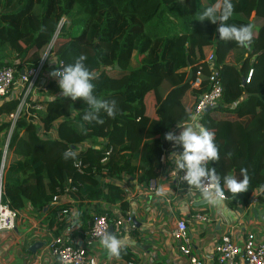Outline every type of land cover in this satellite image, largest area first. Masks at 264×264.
I'll list each match as a JSON object with an SVG mask.
<instances>
[{
	"label": "trees",
	"instance_id": "16d2710c",
	"mask_svg": "<svg viewBox=\"0 0 264 264\" xmlns=\"http://www.w3.org/2000/svg\"><path fill=\"white\" fill-rule=\"evenodd\" d=\"M231 2L233 14L226 23L251 26L248 49L219 40L218 23L199 21L204 9L215 6L219 11L223 0H0V67H36L58 32L51 70L85 55L86 66L99 73L94 94L115 100L118 109L114 118L101 112L103 124L84 122L87 105L61 96L58 86L48 83L46 97L54 94L58 99L46 101L45 111L37 114L43 128L54 129L56 137H40L37 126L18 118L9 142L12 159L2 203L18 213L44 215L54 236L64 222L56 217L62 207L50 204L69 182L76 188L69 195L81 229L96 216H112L100 205L118 206L126 214L128 197L118 182L128 177L147 188L158 179L161 157L171 147L164 136L188 120L182 106L186 93L196 98L206 91L205 83L201 91H191L190 82L212 49L221 66L222 87V101L213 111L234 117L219 119L212 111L203 115L201 124L214 133L220 157L206 166L221 175L230 204L236 198L244 204L253 192H264V0ZM16 106V100H7L0 115L13 113ZM9 126L1 122L0 134L6 135ZM84 144L89 147L77 150ZM68 149L75 151L74 159L64 158ZM75 162L81 163V173ZM241 168L248 170V188L233 198L223 177L240 179ZM131 225L124 233L134 229ZM119 259L138 263L125 247Z\"/></svg>",
	"mask_w": 264,
	"mask_h": 264
},
{
	"label": "built area",
	"instance_id": "2783aa9c",
	"mask_svg": "<svg viewBox=\"0 0 264 264\" xmlns=\"http://www.w3.org/2000/svg\"><path fill=\"white\" fill-rule=\"evenodd\" d=\"M57 33L50 43L43 48L40 61L36 67L23 68L22 70H18L14 66L0 67V105L7 100L13 99L17 101V106L13 113L0 115V123L7 122L10 124L6 135L0 134V137L4 138V141H0V233H12L16 231L18 224L24 220L23 213L12 211L6 204L2 203L4 176L12 159V152L9 151V142L18 118L24 117L32 125L37 126L40 137H56L54 129L46 131L43 128V124L37 113L45 111V103L48 101L46 97L47 84L52 82L54 85H57V79L51 77L49 74L63 67V63L59 62L56 68L51 70L55 66V60H52V49ZM220 70L221 66L216 65L212 49L205 55L200 66L196 69L194 79L190 82L191 91H201L204 83L207 89L194 98L193 105L188 111V120L175 126L170 131L171 133L179 135L182 128L178 126H185L191 122L193 116L201 123L206 111L211 112L220 106L222 101ZM251 76L252 71L249 70L245 79L246 84L249 83ZM169 143L171 144V142ZM83 146L78 147L77 150L85 149L89 147V144L87 147ZM170 148H172V145ZM180 148V145H178L175 148V152L178 153ZM164 160L163 154L161 163ZM74 168L78 173L82 172L80 162H75ZM183 174V171L178 172L177 175L174 174L172 180L173 189L176 193H179V196L187 193L189 197H203V192L213 190L212 185L208 182H205L200 188L188 186L180 179ZM146 189L147 192L155 193L157 190V180L149 183ZM75 191L76 188L71 186V182H69L60 194L54 196L50 205L62 207L56 217L64 222V227L57 236L52 235L49 230L44 229L42 233L46 239L43 242V248L49 258L58 264H96V259L88 254L87 247L91 246L94 241H100L106 232L109 233L110 227H112L116 235L122 236L125 231L133 227L131 224L134 221L130 214H121L118 206H115L116 208L112 212L111 217L105 214L103 216H96L93 219L88 230L83 233L85 235L83 243L85 246H76V240L73 237L76 204L69 195V192ZM257 192L264 201V192ZM217 199L219 201L227 200L223 192ZM194 220L204 222L206 218L202 215H195ZM187 229L186 220L179 219L171 231L172 238L179 241L178 251L187 259L188 264H206L194 254L191 241L187 235ZM213 264H264V240L254 231H247L238 238L226 233L219 238Z\"/></svg>",
	"mask_w": 264,
	"mask_h": 264
},
{
	"label": "crops",
	"instance_id": "0c3cea01",
	"mask_svg": "<svg viewBox=\"0 0 264 264\" xmlns=\"http://www.w3.org/2000/svg\"><path fill=\"white\" fill-rule=\"evenodd\" d=\"M193 102L194 97L191 92L186 93L182 99L185 112L190 110ZM233 117L231 114L227 118ZM171 145L172 148L164 152L165 160L161 164L155 193L147 192L146 188L139 186L128 177L118 182L126 191L130 207L127 213L134 221V229L122 236L116 235L113 230L111 234L122 239V247L136 255L138 263H126L121 259L110 257L100 246L99 241H94L87 250L88 254L96 259V264H188L187 259L178 251L179 241L171 236V231L179 219L186 220L187 235L193 252L206 264H213L219 238L226 233L238 238L247 231H254L264 240V201L257 191L253 192L244 204L240 198H236L233 204H230L228 200H218V203L210 204L204 197H189L187 193L179 196V193L175 192L172 182L174 173L171 175L174 165L170 156L179 144L171 143ZM165 183L169 185L171 191L165 196H158L159 187ZM100 208L112 214L116 207L103 204ZM23 214V226H19L23 231H19L17 227L12 233L16 236L25 234L24 243L17 249L14 248L12 254L4 255L0 252V264H58L49 258L43 246L35 253L29 250L34 244H43L46 239L42 233L44 229H47L46 217L30 210ZM195 215L204 216L206 221L194 220ZM74 220L73 237L76 240V246H85L83 233L88 230L89 225L85 230L81 229L77 208ZM7 237L9 235L5 237L4 246L0 248L5 247V243L9 242ZM14 246L17 245L14 243Z\"/></svg>",
	"mask_w": 264,
	"mask_h": 264
},
{
	"label": "clouds",
	"instance_id": "9594fccd",
	"mask_svg": "<svg viewBox=\"0 0 264 264\" xmlns=\"http://www.w3.org/2000/svg\"><path fill=\"white\" fill-rule=\"evenodd\" d=\"M233 14V3L231 0H223L222 7L218 11L215 6H209L201 13L199 21L207 20L211 24H219L217 28L219 40L233 41L239 47L248 49L252 43V30L250 25H235L226 23ZM87 57L80 55L73 63L64 65L62 68L52 71L49 75L57 79V86L61 96L76 101L82 100L88 107L82 115L84 122H95L103 124L104 120L100 113L103 112L108 117L114 118L118 109L115 100L101 99L94 94L93 81L99 78V73L90 70L86 64ZM54 94L47 97L49 102L57 101ZM182 128L179 135L167 132L164 136L165 141L178 143L181 147L179 153L173 152L170 160L174 165L171 175L183 171L180 179L188 186L200 188L205 182L212 185V191L202 193L204 199L210 204L218 203V196L222 193L221 175L215 167H207L210 162L215 163L219 160V149L214 141V133L207 129L203 124L197 121L196 117L191 118V122ZM64 158H75V151L68 149L64 152ZM238 179L234 175H225L223 185L228 192L233 194L247 191L248 188V170L241 168ZM171 188L168 184H162L158 191V196H165ZM110 257L120 258L122 239L117 238L111 233H105L99 241Z\"/></svg>",
	"mask_w": 264,
	"mask_h": 264
},
{
	"label": "rangeland",
	"instance_id": "374dc122",
	"mask_svg": "<svg viewBox=\"0 0 264 264\" xmlns=\"http://www.w3.org/2000/svg\"><path fill=\"white\" fill-rule=\"evenodd\" d=\"M48 72H50L49 70H47ZM191 97V96H189ZM189 110V109H188ZM212 114L216 117V118H227V117H230L231 116V113L230 112H227V111H224V110H221V111H212ZM0 141H4V138L0 137ZM1 145V144H0ZM88 144H84L83 147H87ZM24 215V214H23ZM22 220V218H21ZM19 226H23V221H21L17 227ZM19 231H23L21 229V227H19ZM9 235V237H7L6 239L9 240V242L6 244L5 243V247H2L0 248V252H2L4 255L5 254H12L13 251H14V248H18L20 246L23 245V238L25 237V234H18L17 236L14 234V233H6V232H1L0 233V247L1 246H4V241H5V237ZM19 236V237H18ZM14 243L15 245L17 246H14ZM13 247V248H12ZM6 248V249H5ZM5 249V250H4ZM1 254V253H0Z\"/></svg>",
	"mask_w": 264,
	"mask_h": 264
},
{
	"label": "water",
	"instance_id": "95a60500",
	"mask_svg": "<svg viewBox=\"0 0 264 264\" xmlns=\"http://www.w3.org/2000/svg\"><path fill=\"white\" fill-rule=\"evenodd\" d=\"M116 68H117V67H116ZM205 113L207 114V113H209V111H206ZM112 230H113L112 227H110V228H109V233H111ZM42 246H43L42 243H37V244H34L29 250H30L31 253H35V251H36L38 248L42 247Z\"/></svg>",
	"mask_w": 264,
	"mask_h": 264
}]
</instances>
